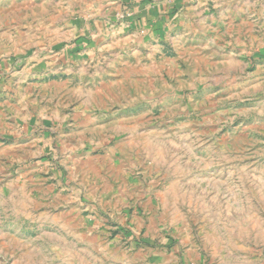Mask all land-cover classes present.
Here are the masks:
<instances>
[{"label": "rangeland", "instance_id": "obj_1", "mask_svg": "<svg viewBox=\"0 0 264 264\" xmlns=\"http://www.w3.org/2000/svg\"><path fill=\"white\" fill-rule=\"evenodd\" d=\"M253 9V33L204 39L201 13L157 43L122 9L87 28L84 0H0V264H126L144 220L188 264H264Z\"/></svg>", "mask_w": 264, "mask_h": 264}, {"label": "crops", "instance_id": "obj_2", "mask_svg": "<svg viewBox=\"0 0 264 264\" xmlns=\"http://www.w3.org/2000/svg\"><path fill=\"white\" fill-rule=\"evenodd\" d=\"M213 0H84L89 8V17L87 28L102 21V17L106 16L103 10L115 11L122 9L126 14V19L132 26L137 29L146 28L149 34L148 38L155 39L157 43L163 42L169 37H173L177 34V41L181 43L184 37L181 35V30L185 22L193 20L200 16L204 20L198 22L202 24V32L204 39L211 38L213 41H218V36L214 35L218 33L219 28H222L225 32L224 35L232 34V31L237 28L236 37L243 35V30L238 27L245 25L247 30L246 34L253 33V29L250 28V24L247 25L245 17L250 14L254 7H257V11L263 16V19L258 20L257 36L264 40V0H224L225 5H229V26L224 20L218 19V11H221L218 5L221 3L219 0H215L216 4L212 3ZM214 7V10L211 7ZM210 11V12H208ZM103 12L104 14H100ZM208 12V15L205 14ZM209 22H206L208 21ZM93 22V24H91ZM242 24V25H241ZM85 25V22L84 24ZM100 25V24H99ZM238 25V26H236ZM197 28V27H195ZM177 32V33H176ZM214 38L216 40H214ZM229 40V38H227ZM175 55V52H174ZM105 232L109 233L111 240L114 237H119L124 231L122 230L120 222L106 220ZM143 225L139 227L135 232L140 238V241L132 243V249L126 250L120 247L117 252L122 251L124 256V263L126 264H188L186 253L184 252H171L172 245L168 243V229L165 227L164 235L161 237L154 235L150 230L154 231L159 226H164L163 223L149 222L144 220ZM163 228V227H162ZM157 232V231H156ZM155 234H158L159 231ZM139 260V262L137 261Z\"/></svg>", "mask_w": 264, "mask_h": 264}]
</instances>
